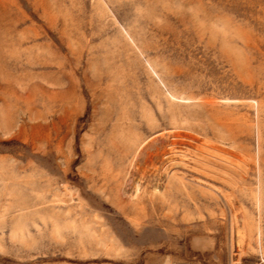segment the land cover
Returning a JSON list of instances; mask_svg holds the SVG:
<instances>
[{
  "label": "rangeland",
  "instance_id": "obj_1",
  "mask_svg": "<svg viewBox=\"0 0 264 264\" xmlns=\"http://www.w3.org/2000/svg\"><path fill=\"white\" fill-rule=\"evenodd\" d=\"M0 264H264V0H0Z\"/></svg>",
  "mask_w": 264,
  "mask_h": 264
}]
</instances>
